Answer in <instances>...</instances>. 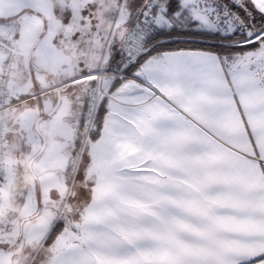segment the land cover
<instances>
[{"label":"snow or ice","instance_id":"obj_1","mask_svg":"<svg viewBox=\"0 0 264 264\" xmlns=\"http://www.w3.org/2000/svg\"><path fill=\"white\" fill-rule=\"evenodd\" d=\"M0 264H264V0H0Z\"/></svg>","mask_w":264,"mask_h":264}]
</instances>
